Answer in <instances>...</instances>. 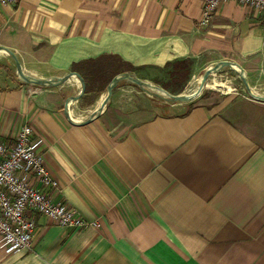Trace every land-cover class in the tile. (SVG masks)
Wrapping results in <instances>:
<instances>
[{"label":"crops","instance_id":"1","mask_svg":"<svg viewBox=\"0 0 264 264\" xmlns=\"http://www.w3.org/2000/svg\"><path fill=\"white\" fill-rule=\"evenodd\" d=\"M202 9V0H18L0 8V46L42 78L118 55L131 74L227 60L258 86L261 14L226 0L201 26ZM6 80L0 69V141L12 144L31 126L59 183L50 195L99 226L64 228L34 214L31 248L0 249V264H264V101L235 97L144 117L113 90L82 125L66 110L86 121L105 92L66 109L81 90L75 76L56 87Z\"/></svg>","mask_w":264,"mask_h":264},{"label":"built area","instance_id":"2","mask_svg":"<svg viewBox=\"0 0 264 264\" xmlns=\"http://www.w3.org/2000/svg\"><path fill=\"white\" fill-rule=\"evenodd\" d=\"M223 1L202 0L201 26L211 23ZM235 1L259 12L264 29V0ZM17 2L0 0V8ZM41 144L42 139L33 137L29 125L19 130L12 144L0 141V249L5 253L31 248L36 228L34 214H43L64 228L99 226L50 195L48 190L59 189V183L47 167Z\"/></svg>","mask_w":264,"mask_h":264},{"label":"rangeland","instance_id":"3","mask_svg":"<svg viewBox=\"0 0 264 264\" xmlns=\"http://www.w3.org/2000/svg\"><path fill=\"white\" fill-rule=\"evenodd\" d=\"M3 55V57H5V60H1L3 62H0L1 73L5 75L6 79H8L6 80L7 84L11 79L17 81L18 75L13 59L6 52H4ZM204 64L205 63L203 61L202 64L201 62H197L195 66H191L187 87L184 86L182 91L180 92H178L180 89V85L178 81L176 82V79L171 77L169 73L170 70L167 71L166 69H152L146 71H137V73H134L133 75L139 79H142L164 89L170 94H189L188 91L195 85L196 81L208 68L207 66L205 67ZM26 73L38 77L34 73H30L29 71ZM208 80H218L220 82H224L227 86L230 87V89L225 87H204L201 93L194 100L190 102L175 104L167 103L162 99L147 94L141 87L130 81H124L120 83V88H122L123 90L114 89V91L116 94H119L121 101L120 106L125 107L129 110H141L144 112V117H150L154 114L166 111L179 112L184 108L199 102L218 104L229 98H250L251 96L244 85L239 71L235 70V68L224 67L221 71L210 75ZM250 89L253 94L264 97V78L259 81L258 86L255 87L253 85H250ZM63 91L64 92L61 94L63 98L59 99L60 102L64 101V98L70 94L68 90L64 89ZM96 103L94 105H96Z\"/></svg>","mask_w":264,"mask_h":264},{"label":"water","instance_id":"4","mask_svg":"<svg viewBox=\"0 0 264 264\" xmlns=\"http://www.w3.org/2000/svg\"><path fill=\"white\" fill-rule=\"evenodd\" d=\"M0 50L6 52L13 59L15 67H16V72H17L18 78L23 83L39 85V86H44V87H56V86L63 85L71 77L75 76L81 83V90L77 95L70 97L66 101V105H65L66 109H68L70 102L77 101L84 95L85 89H86L85 82L79 73L70 72V73H68L62 77H51V78H42V77L32 76L31 74H28L24 71L20 61L18 60L17 56L15 55V53L13 51H11L10 49H8L6 47H1V46H0ZM234 66L239 68L240 76L244 82V85H245L248 93L251 95V97H253L254 99H256L258 101H264V97L255 95L251 92L250 86L246 80L243 69L240 66H238V65H236L230 61L224 60V61H219V62L214 63L213 65L209 66L205 70V72L203 73L202 78H201V83H200L199 89L193 94H185V93L176 94V95L170 94L169 92L165 91L164 89H162V88H160L154 84H151L147 81L139 79L129 72H123V73L116 75L110 81V83L108 84V86L106 88L105 99L101 103L100 107H98L96 109L94 114L89 119H87L86 121H82V122L78 123L70 117L68 110H66V114H67V116H68V118L72 124H82L83 125V124H87V123L91 122L94 118H96L102 112L104 107L110 101V99L112 97L113 90L116 87H118V85L120 83H122L124 81H130V82L136 84L137 86L141 87L147 94H149L151 96H155L159 99H162L167 103L175 104V103L190 102V101L194 100L201 93V91L203 90L205 83L209 79L210 75L221 71L224 67L234 68ZM153 90H161L166 94V96L160 95L159 93H156Z\"/></svg>","mask_w":264,"mask_h":264},{"label":"trees","instance_id":"5","mask_svg":"<svg viewBox=\"0 0 264 264\" xmlns=\"http://www.w3.org/2000/svg\"><path fill=\"white\" fill-rule=\"evenodd\" d=\"M191 64L192 62L188 60L175 61L171 64L172 69L169 73L180 85L178 92L182 91L189 80ZM132 69L133 65L125 62L118 55H105L74 63L71 70L82 76L86 87L84 96L81 98L82 105H92L106 91L108 84L116 75L130 72Z\"/></svg>","mask_w":264,"mask_h":264},{"label":"bare ground","instance_id":"6","mask_svg":"<svg viewBox=\"0 0 264 264\" xmlns=\"http://www.w3.org/2000/svg\"><path fill=\"white\" fill-rule=\"evenodd\" d=\"M234 68L237 71H240L238 67L234 66ZM201 78H202V76L196 81L195 85L188 91L189 94H193L199 89V86L201 83ZM204 87H210V88L225 87V88L230 89V87L227 86L224 82H220L218 80H213V81L207 80ZM153 91L156 93H159L160 95L166 96V94L161 90H153ZM105 97H106V93L102 95V98H101V101L99 102L98 107H100V105L103 102V100L105 99Z\"/></svg>","mask_w":264,"mask_h":264}]
</instances>
